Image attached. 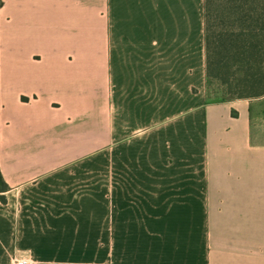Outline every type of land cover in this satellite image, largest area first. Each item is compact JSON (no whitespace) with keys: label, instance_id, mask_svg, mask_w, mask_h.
<instances>
[{"label":"crops","instance_id":"crops-1","mask_svg":"<svg viewBox=\"0 0 264 264\" xmlns=\"http://www.w3.org/2000/svg\"><path fill=\"white\" fill-rule=\"evenodd\" d=\"M204 2L0 0V194L23 237L92 231L99 160L130 264H264V96L207 101Z\"/></svg>","mask_w":264,"mask_h":264},{"label":"rangeland","instance_id":"rangeland-1","mask_svg":"<svg viewBox=\"0 0 264 264\" xmlns=\"http://www.w3.org/2000/svg\"><path fill=\"white\" fill-rule=\"evenodd\" d=\"M206 95L208 102L223 100L221 86L215 80L206 79ZM86 178L93 184L92 231H80L79 237L73 236L72 231L64 235V232L56 230L46 231L42 236L23 237L19 219L21 197L18 195L11 203L0 194V264H14V260L20 257H31L35 261L33 264H130L133 260L132 246L127 245L124 252L123 244L118 246L115 206H109L110 222L102 230L101 217L105 214V206L101 207V202L105 197L101 190L99 160ZM46 187L39 186L31 197L34 200L44 196L51 199L66 192L53 189L52 185L47 187L48 190Z\"/></svg>","mask_w":264,"mask_h":264},{"label":"trees","instance_id":"trees-1","mask_svg":"<svg viewBox=\"0 0 264 264\" xmlns=\"http://www.w3.org/2000/svg\"><path fill=\"white\" fill-rule=\"evenodd\" d=\"M206 76L223 100L264 96V0H205ZM9 190L0 169V193Z\"/></svg>","mask_w":264,"mask_h":264},{"label":"built area","instance_id":"built-area-1","mask_svg":"<svg viewBox=\"0 0 264 264\" xmlns=\"http://www.w3.org/2000/svg\"><path fill=\"white\" fill-rule=\"evenodd\" d=\"M34 262L31 257H20L14 260V264H33Z\"/></svg>","mask_w":264,"mask_h":264}]
</instances>
